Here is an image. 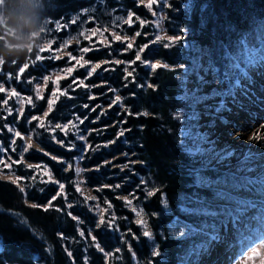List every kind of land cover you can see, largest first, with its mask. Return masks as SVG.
Returning a JSON list of instances; mask_svg holds the SVG:
<instances>
[{
  "label": "rangeland",
  "instance_id": "374dc122",
  "mask_svg": "<svg viewBox=\"0 0 264 264\" xmlns=\"http://www.w3.org/2000/svg\"><path fill=\"white\" fill-rule=\"evenodd\" d=\"M131 1V5L126 0L94 1L78 10L46 15L43 46L29 49L15 73L4 70L0 116L4 132L12 137L0 160V177L20 184L31 203H55L64 209L75 206L78 211L69 214L79 227H86L88 243L99 244L115 264L116 260L142 264L135 244L143 242L141 237L149 243L151 238L143 233L161 230L171 216L173 233L196 235L188 254L175 264H194L195 254L207 251L216 243L211 237L220 234L227 236L224 244L238 243L227 264H264V204L259 213L254 208L256 220L252 210L255 195L251 189L258 174L233 158V147L218 142L209 129L212 123L204 122L219 117L217 111L227 97L231 103H242L254 93L256 101L264 100V77L257 72L264 68V48H252L244 66L227 73H221L201 48L195 49L189 65H181L179 80L191 98L190 115L182 129L191 163L186 170L196 172L199 164L229 172L236 179L200 178V184L226 193L205 209L215 224L201 221L194 228L170 210L165 194L157 192L149 166L139 157L129 115L146 109L136 100L133 105L129 98L137 96L147 72L167 66L168 61L151 57L159 46L167 45L172 51L193 46L186 39L191 31L179 14L190 10L189 2L195 0ZM250 58H256L255 62L248 64ZM222 125L227 127L226 121ZM36 191L38 197L33 196ZM180 210L190 211V206L183 204ZM247 212L253 215L248 228L243 226ZM235 225L243 229L229 236ZM97 228L111 239V249L100 241ZM83 242L77 238L75 245L81 248Z\"/></svg>",
  "mask_w": 264,
  "mask_h": 264
},
{
  "label": "trees",
  "instance_id": "16d2710c",
  "mask_svg": "<svg viewBox=\"0 0 264 264\" xmlns=\"http://www.w3.org/2000/svg\"><path fill=\"white\" fill-rule=\"evenodd\" d=\"M94 1L101 0H45L47 7L52 9L45 15L78 10ZM126 1L132 4L131 0ZM190 5V10L179 14V17L191 31L186 39L193 47L179 46L175 48L178 50L172 51L163 45L155 50L151 57L161 58L168 64L147 72L142 86L137 89V96L129 98L133 105L134 100L138 101L146 112L136 116L130 114L129 118L138 138L136 149L139 157L149 166L157 192L161 190L165 194L170 210L197 228L201 221L207 225L215 224L205 209L226 193L222 188L200 184V178L211 176L226 182L236 179L229 172L199 164L196 172L186 170L191 163L182 129L190 115L191 98L182 89L179 70L183 69L181 65H189L196 48L203 49L221 73L244 66L245 57L252 48L258 45L264 48V0H195ZM18 63L12 59L2 62L0 79L4 78V70L15 73ZM115 75L111 77L115 78ZM11 137L12 134L4 132V118L0 116V160L9 148ZM33 196L38 197L39 192ZM154 202L159 204L157 198ZM57 203L62 204L59 200ZM183 204H188L190 211H181ZM56 205L31 203L20 184L0 177V264H115L99 244L88 243L90 234L86 227H79L69 214V211H78L77 208L70 206L64 209L65 206ZM170 224L172 216L163 223L161 230L150 236L149 243L141 237L144 244H135L142 264H175L188 254L196 235L191 232L176 235ZM96 233L100 241L111 249L112 245L108 244L111 239L106 233L98 228ZM77 238L84 241L81 248L75 245Z\"/></svg>",
  "mask_w": 264,
  "mask_h": 264
},
{
  "label": "bare ground",
  "instance_id": "6f19581e",
  "mask_svg": "<svg viewBox=\"0 0 264 264\" xmlns=\"http://www.w3.org/2000/svg\"><path fill=\"white\" fill-rule=\"evenodd\" d=\"M189 3L191 4V2ZM198 54H200V52ZM179 71H181V69ZM257 72L264 77L263 67H260ZM205 77L203 78L205 79ZM250 97L251 98L245 100V102L242 101V103H238V101L231 103L232 99L227 97L223 102L222 108L217 111L219 117L216 118L215 121L205 119L204 122L212 123V126H210L209 129L212 131L211 135L219 140L218 142L225 143L224 145L227 147H233L235 154L233 155V158L235 157V159H238L241 164H245L250 172L258 174L259 179H257L258 177L256 178L255 186L251 189V192L255 195V204L253 202L252 210L256 220L258 219L256 212L259 213L262 204H264V127H261V125H264V114L260 109V107L264 105V100L256 101L254 93L253 95H250ZM253 104H256L257 107L249 108L247 106ZM240 117L242 120L239 124L237 122H239L238 119ZM223 121H226L227 127L222 125ZM257 132H259V135L261 136L260 140L251 138ZM249 166H252V168ZM254 208L256 209V212H254ZM248 213L249 212L245 214L243 221V226L246 228L250 227V221L253 219V215L249 216ZM245 222L247 224H244ZM242 229L243 228L239 225H235L232 229H229L228 235L236 236V234ZM218 237L216 243L207 251H204L203 254H195L196 260L194 264L229 263V258L231 257L230 254L235 252L234 249L237 247L238 243L233 242L224 244L225 242H228L226 239L227 236L220 234Z\"/></svg>",
  "mask_w": 264,
  "mask_h": 264
},
{
  "label": "clouds",
  "instance_id": "9594fccd",
  "mask_svg": "<svg viewBox=\"0 0 264 264\" xmlns=\"http://www.w3.org/2000/svg\"><path fill=\"white\" fill-rule=\"evenodd\" d=\"M45 0H0V61H19L43 46Z\"/></svg>",
  "mask_w": 264,
  "mask_h": 264
},
{
  "label": "snow or ice",
  "instance_id": "6c2138e0",
  "mask_svg": "<svg viewBox=\"0 0 264 264\" xmlns=\"http://www.w3.org/2000/svg\"><path fill=\"white\" fill-rule=\"evenodd\" d=\"M150 6V5H149ZM167 46V45H166ZM129 47H131V45H129ZM84 51H87V49H85ZM262 59H264V57H261ZM137 59H139V57H137ZM255 59L256 58H250L248 61H247V63L248 64H252V63H254L255 62ZM96 67H99L98 65L97 66H95V67H93V69H92V71H95V68ZM155 67V66H154ZM166 67V66H165ZM237 67H238V65H237ZM23 70V69H22ZM67 71H71V69H68ZM237 84H239V80H237ZM4 89H2V88H0V91H3ZM261 127H264V125H261ZM251 138H254V139H256V140H260L261 139V136L259 135V132H257L256 134H254V136L253 137H251ZM61 187H63L62 185H61ZM152 193L151 192H149V195H151ZM141 223H143V221H140ZM145 236H151V233L150 232H148V231H145L144 233H143ZM81 235H83V233H81ZM219 237H217V236H215V235H213L212 237H211V240H216V239H218ZM93 239H95V238H93ZM204 246L203 245H201V248H203ZM154 254H156V255H158L159 253H154Z\"/></svg>",
  "mask_w": 264,
  "mask_h": 264
},
{
  "label": "built area",
  "instance_id": "2783aa9c",
  "mask_svg": "<svg viewBox=\"0 0 264 264\" xmlns=\"http://www.w3.org/2000/svg\"><path fill=\"white\" fill-rule=\"evenodd\" d=\"M2 245V236L0 235V247Z\"/></svg>",
  "mask_w": 264,
  "mask_h": 264
}]
</instances>
